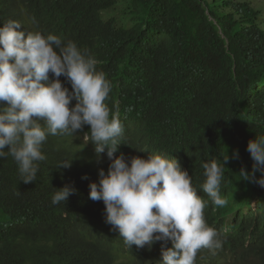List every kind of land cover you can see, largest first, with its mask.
Returning <instances> with one entry per match:
<instances>
[{
  "label": "trees",
  "instance_id": "obj_1",
  "mask_svg": "<svg viewBox=\"0 0 264 264\" xmlns=\"http://www.w3.org/2000/svg\"><path fill=\"white\" fill-rule=\"evenodd\" d=\"M124 1L112 17L119 0H0V25L20 17V30L72 41L93 56L112 85L110 112L123 118L131 141L177 160L198 196L202 164L238 150L221 181L227 204L201 197L222 246L201 248L194 264L218 253L230 264H249L251 256L264 264V217L241 213L252 201L264 203V188L239 173L253 163L248 141L264 135V12L254 0ZM46 141L54 152L43 146L46 159L35 162L33 183L21 181L11 156L0 158V264H159L161 244L170 242L128 248L88 198V184L98 177H82L91 171L93 152L81 146L74 155L80 143L69 138ZM118 150L124 152L122 143ZM67 155L75 156L71 167H58ZM66 184L76 194L53 204ZM228 215L233 224L224 233ZM219 261L229 264L226 257Z\"/></svg>",
  "mask_w": 264,
  "mask_h": 264
},
{
  "label": "clouds",
  "instance_id": "obj_2",
  "mask_svg": "<svg viewBox=\"0 0 264 264\" xmlns=\"http://www.w3.org/2000/svg\"><path fill=\"white\" fill-rule=\"evenodd\" d=\"M5 20L0 25V158H13L21 181L28 184L36 180L35 162L46 159L42 154L46 139L69 138L80 143L74 155L81 146L93 152L88 166L91 171L82 177H98L88 184V198L96 201L105 223L125 246L150 249L157 241L170 242L171 247L161 244L159 264H194L201 248L219 249L220 234L207 225L206 203L201 197L208 196L218 207L227 204L220 194L221 181L229 160L239 159L238 150L229 157L226 149L222 160L202 164L204 182L198 196L189 173L177 160L131 141L123 118L117 111L110 112L107 100L112 85L96 70L93 56L72 41L20 30V17ZM121 143L124 152L119 154ZM44 147L54 152L53 147ZM246 151L253 162L251 170L242 167L239 173L243 180L264 188V135L249 140ZM65 157L58 167H71L75 156ZM76 192L74 186L66 184L53 194L52 203H65ZM258 202L252 201L241 213L251 209L264 217V203ZM233 218L228 215L224 220V233ZM223 254L204 264H224L221 257L228 258L230 264L228 255ZM247 259L249 264H262L253 256Z\"/></svg>",
  "mask_w": 264,
  "mask_h": 264
},
{
  "label": "rangeland",
  "instance_id": "obj_3",
  "mask_svg": "<svg viewBox=\"0 0 264 264\" xmlns=\"http://www.w3.org/2000/svg\"><path fill=\"white\" fill-rule=\"evenodd\" d=\"M123 4H125V1L124 0H120L118 5H117V7H116V9L111 11V12L110 11L108 12L109 16L114 17V16L119 15V13L124 9V5ZM254 6L256 8L261 9V11L264 12V0H254Z\"/></svg>",
  "mask_w": 264,
  "mask_h": 264
}]
</instances>
